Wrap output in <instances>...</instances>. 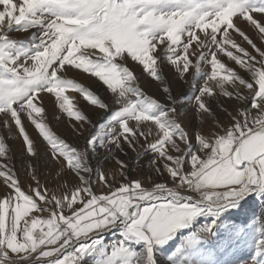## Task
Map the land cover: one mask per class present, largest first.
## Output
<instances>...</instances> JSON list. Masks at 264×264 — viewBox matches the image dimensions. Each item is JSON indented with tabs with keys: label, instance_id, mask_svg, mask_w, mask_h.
<instances>
[{
	"label": "snow or ice",
	"instance_id": "6c2138e0",
	"mask_svg": "<svg viewBox=\"0 0 264 264\" xmlns=\"http://www.w3.org/2000/svg\"><path fill=\"white\" fill-rule=\"evenodd\" d=\"M257 40L264 41V0H0V126L22 138L26 170L41 157L25 121L46 141L49 160L75 180L57 194L34 169L35 184L25 190L14 152L0 137V264H216L205 245L220 214L251 193L264 196V47ZM129 61L141 66L139 75ZM164 68L202 80L191 85L194 113H181ZM76 70L100 87L69 78ZM141 75L147 84L158 82L159 91L146 94ZM69 89L112 111L109 122L85 136L84 150L57 136L47 120L45 96L74 120V134L91 124ZM217 90L234 99L232 111H213ZM194 114L210 116L214 129L194 128ZM97 145L116 154L118 175L97 170L93 180L85 149ZM129 152L140 165L147 156V170L132 175L119 155ZM201 216L205 223L196 227ZM112 227L119 238L102 245ZM253 231L252 256L232 264H264V204Z\"/></svg>",
	"mask_w": 264,
	"mask_h": 264
},
{
	"label": "rangeland",
	"instance_id": "374dc122",
	"mask_svg": "<svg viewBox=\"0 0 264 264\" xmlns=\"http://www.w3.org/2000/svg\"><path fill=\"white\" fill-rule=\"evenodd\" d=\"M245 27V25H242ZM249 34L252 35L253 39H255L254 33L249 30ZM23 32H13L12 36L14 38H23ZM234 38L240 41L238 36L234 35ZM258 47H264V41L257 40ZM243 46L248 48L253 55H258L255 53L253 49L250 48L246 43H243ZM220 59L222 62L226 64L234 65V62H230L226 55L221 54ZM129 66L133 68V70L139 75L141 71V66H137L135 63L129 61ZM202 67H204L202 65ZM238 68V66H235ZM164 71L168 73V77L170 78L169 87L171 89L172 95L177 97V104L182 105L181 113L192 112L194 113L193 103L196 89L192 87V84L202 83L199 76L193 79L194 74H189L184 79H180L179 77L173 75L174 69L172 68H164ZM243 74V73H242ZM69 78H75L77 82L83 83L85 86L93 85L94 87H100L99 82L96 78H89L88 74H83L78 70L73 71L69 74ZM151 79V78H148ZM143 86L144 91L148 95H153L159 91L157 85L158 82L152 81L151 84H147L145 81V76L141 75L138 81ZM103 89L101 88V91ZM69 96L73 97L74 102L77 107L80 108L86 115L91 119V124H84L82 126L83 134H74L69 125L74 123V120H70L66 114L61 113L54 106V98L44 97V104L47 109V120L49 122V126L52 131L62 139H65L67 143L73 146H80L81 150L85 144V136L92 135L96 131H99L101 127H103L107 122L110 121L112 111L100 110L98 106H92L90 102H86L83 100L81 95L73 89H69ZM110 95V93H109ZM163 100H161V104H163ZM209 103L212 106L213 111L223 113L225 109L227 111H232V107L235 106L234 99L228 100L223 97L222 92L217 90L216 98H212L209 100ZM195 115V114H194ZM223 118V117H221ZM215 121L205 114L202 118L199 115H195V119L192 120L191 124L194 128L199 130L200 128H204L206 131H211L215 127ZM28 133L33 137L36 147L40 152V160L32 159L31 163L33 168L25 169V167L20 164V149H21V139L18 136L17 131L13 128H8L7 126H0V137H3L6 143L9 145L10 152H14L15 164L18 169L19 179L22 183V186L25 190H27L30 186H34L35 182L32 180L33 170H38L39 178L41 183L47 182V187L50 192H55L57 194H63L65 191V186L74 183V174L70 173L65 167L61 166L58 162L53 163L49 160V158L45 155V150L48 148L46 141L43 140L42 137H39L38 132L34 129L33 126L29 125L27 121H25ZM211 125V127H209ZM79 135V138H77ZM138 150L140 146H137ZM85 155L87 157V164L92 170L93 180H96L95 172L97 170L104 171L111 176L112 174H119V167L116 165L114 154H108L106 149L96 146V150L94 151L91 148L85 149ZM121 159H124L130 165V173L132 175H136L139 172V169L143 167L145 170L148 168V157L142 156L141 159L144 161L143 165H140L136 162L135 152H129L127 156L124 154H119ZM150 155V154H149ZM47 161V166H45V162ZM146 179V177H145ZM94 190L99 192L101 190V185L98 183H94ZM248 196V195H247ZM245 196L244 198H247ZM243 198V199H244ZM242 201V200H241ZM239 203L238 206L229 208L225 212L221 213L222 222H218L216 226L215 235H213L205 247L209 248L216 260V264H232L233 261L236 260H247L252 256L253 252V240L255 239V234L253 231V218L255 214L261 208V205L264 204V196L259 195L258 197H250L243 202ZM47 215V213H45ZM205 217H197L195 223L196 227H200L205 223ZM210 219V218H209ZM247 225L248 229L242 233H228L225 231L223 225ZM186 232L187 230H181ZM119 228L114 227L109 233L103 234V241L101 244L111 243V241L119 238ZM227 237L226 246L221 245L217 246L221 239ZM179 242V236H177L173 241H169V244L164 246L165 251L163 253H157L160 258H164L172 248H175L176 244ZM90 259V257L86 256L85 260Z\"/></svg>",
	"mask_w": 264,
	"mask_h": 264
},
{
	"label": "water",
	"instance_id": "95a60500",
	"mask_svg": "<svg viewBox=\"0 0 264 264\" xmlns=\"http://www.w3.org/2000/svg\"><path fill=\"white\" fill-rule=\"evenodd\" d=\"M254 195H255V193H251V194H249L248 196H254ZM248 196H247V198H248ZM247 198H244V199H242V200H245V199H247ZM241 202H243V201H241ZM113 228H114V227L109 228L108 230H106L105 232H103V234H107V233H109ZM103 234H102V235H103Z\"/></svg>",
	"mask_w": 264,
	"mask_h": 264
},
{
	"label": "bare ground",
	"instance_id": "6f19581e",
	"mask_svg": "<svg viewBox=\"0 0 264 264\" xmlns=\"http://www.w3.org/2000/svg\"><path fill=\"white\" fill-rule=\"evenodd\" d=\"M255 197H258V195H256V193H255V195H254ZM250 197H253V196H248V198H250ZM243 201V200H242ZM240 203V202H239Z\"/></svg>",
	"mask_w": 264,
	"mask_h": 264
},
{
	"label": "crops",
	"instance_id": "0c3cea01",
	"mask_svg": "<svg viewBox=\"0 0 264 264\" xmlns=\"http://www.w3.org/2000/svg\"><path fill=\"white\" fill-rule=\"evenodd\" d=\"M256 195H258V196H259L260 194L256 193Z\"/></svg>",
	"mask_w": 264,
	"mask_h": 264
}]
</instances>
